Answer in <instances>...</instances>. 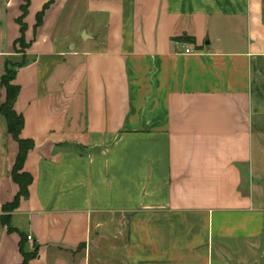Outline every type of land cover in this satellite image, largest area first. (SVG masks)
I'll use <instances>...</instances> for the list:
<instances>
[{"label":"crops","instance_id":"1","mask_svg":"<svg viewBox=\"0 0 264 264\" xmlns=\"http://www.w3.org/2000/svg\"><path fill=\"white\" fill-rule=\"evenodd\" d=\"M48 1L28 0L21 47L25 1L0 0V76L23 62L33 142L5 212L18 143L0 114V264L22 263V234L26 264H260L264 0H54L37 25Z\"/></svg>","mask_w":264,"mask_h":264},{"label":"trees","instance_id":"2","mask_svg":"<svg viewBox=\"0 0 264 264\" xmlns=\"http://www.w3.org/2000/svg\"><path fill=\"white\" fill-rule=\"evenodd\" d=\"M25 4L22 5V14L17 19V21L20 24V37L15 41L17 42L21 47L26 46V43L24 42L23 32L25 29V25L22 21L23 16L27 12V4L28 0H24ZM54 0H49L47 3H45L43 9L37 13L36 16V24L39 25L42 21V17L44 14V10L48 7L50 3H52ZM175 40H181L189 43H194V37L193 36H179L174 37ZM23 63V62H22ZM20 63V64H22ZM20 64H10L8 62H5L3 67V74L0 76V83L4 88V99L0 104V114L3 116L5 123H6V129L7 132L17 141L18 143V152L15 157V161L13 164V168L11 171V178L16 182L19 186L18 193L14 196L13 200L9 203H6L3 205V210L5 212H9L13 210L20 197L25 196L27 194V187L29 183L31 182V176L22 170L23 168V162L27 155V152L29 149L32 148L33 142L29 139H21L19 137L21 129L23 127L24 119L22 114L17 113L14 109V103L16 101V98L19 93V86L12 83V80L15 75V68L16 66H20ZM11 65L14 69L13 71L9 72L8 66ZM0 220L2 223H5L8 225V215L5 213L1 215ZM12 228L8 225V231H11ZM26 236L21 235V240L19 241V251L23 255V261L21 264H26L27 260L34 256L36 254V248L31 252H26L24 250L25 242H26Z\"/></svg>","mask_w":264,"mask_h":264},{"label":"rangeland","instance_id":"3","mask_svg":"<svg viewBox=\"0 0 264 264\" xmlns=\"http://www.w3.org/2000/svg\"><path fill=\"white\" fill-rule=\"evenodd\" d=\"M8 69H9L8 71L11 72V71H13L14 68L11 65H9ZM0 70L2 71V65L0 67ZM254 169H255V173L257 172L256 170L260 169V163L259 162H257V161L255 162ZM256 177L259 179L260 187H261V189L258 191V193L262 194V196L264 197V184H263L264 174L263 175L260 174V175H258ZM263 202H264V199H263ZM254 228H255V230H258V226H257L256 223L254 224ZM255 241H258L259 243H261L260 244L261 245L260 248L259 249H255V257H257V259H258L260 264H264V236H262L261 238H255ZM247 256H249V254H247Z\"/></svg>","mask_w":264,"mask_h":264},{"label":"built area","instance_id":"4","mask_svg":"<svg viewBox=\"0 0 264 264\" xmlns=\"http://www.w3.org/2000/svg\"><path fill=\"white\" fill-rule=\"evenodd\" d=\"M185 52L189 53L192 52V50L185 44ZM27 240L32 241L31 236H27Z\"/></svg>","mask_w":264,"mask_h":264},{"label":"water","instance_id":"5","mask_svg":"<svg viewBox=\"0 0 264 264\" xmlns=\"http://www.w3.org/2000/svg\"><path fill=\"white\" fill-rule=\"evenodd\" d=\"M82 37H83V35H82ZM255 264V263H254Z\"/></svg>","mask_w":264,"mask_h":264}]
</instances>
